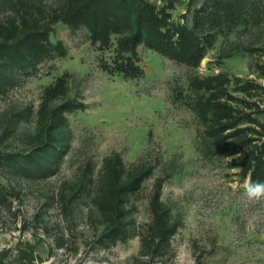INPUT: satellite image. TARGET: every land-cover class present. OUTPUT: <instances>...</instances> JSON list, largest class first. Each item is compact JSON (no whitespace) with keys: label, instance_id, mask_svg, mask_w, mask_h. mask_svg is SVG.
Returning <instances> with one entry per match:
<instances>
[{"label":"rangeland","instance_id":"obj_1","mask_svg":"<svg viewBox=\"0 0 264 264\" xmlns=\"http://www.w3.org/2000/svg\"><path fill=\"white\" fill-rule=\"evenodd\" d=\"M32 1V20L66 53L54 49L30 71L0 57L9 76L0 83L2 264H18L20 246L35 264H264V196L245 190L248 166L264 153V0L258 23L215 32L199 67L141 44L138 77L104 69L113 63L116 36L102 50L86 26L55 18L61 0ZM206 1L153 0L190 26ZM19 17L0 6V42L14 41ZM218 74L229 78L226 93L194 87L196 77ZM60 77L66 92L46 104ZM220 95L237 124L218 147L195 105ZM67 101L85 106L63 118ZM52 145L53 157L45 154ZM46 156L53 166L36 169ZM117 156L124 177L147 173L123 195L119 214L104 179L106 159ZM158 195L163 224L154 217Z\"/></svg>","mask_w":264,"mask_h":264},{"label":"trees","instance_id":"obj_2","mask_svg":"<svg viewBox=\"0 0 264 264\" xmlns=\"http://www.w3.org/2000/svg\"><path fill=\"white\" fill-rule=\"evenodd\" d=\"M62 6L56 19H62L73 27L86 26L90 31L91 41L100 49H108L114 45L116 36L117 47L111 65L104 64V69L110 73H124L126 76L138 77L144 70L138 64V47L145 44L160 54L191 67H199L206 56L209 45L216 37L218 29H228L242 23L255 24L259 22L261 7L259 0H207L194 13L193 25L175 22L168 7H160L153 0H61ZM11 6V10L20 15L21 30L14 41L0 42V57L6 58L12 64L24 71L35 69L38 64L54 49L66 53L63 43L53 44L46 30L42 29L39 21H33L37 5L32 0H0L1 5ZM9 76L0 70V83ZM229 78L223 74L196 77L194 87L207 92H227ZM67 79L60 77L47 90L46 104L66 92ZM219 97H201L196 102V110L206 126L205 133L220 147L224 143V131L235 127L237 121L233 108L228 102ZM84 103L67 101L60 105L59 116L64 118V112L84 108ZM52 121L57 117L55 113ZM62 123L59 122V125ZM52 139V135H48ZM235 142L231 152L240 144ZM45 154L51 157L57 155L58 149L45 146ZM48 156L35 164L38 170H48L53 165ZM107 158L104 179L107 180L115 204V212H121L123 195L137 188L147 173L136 170L135 177H124V161L121 157ZM254 162V163H253ZM248 166L251 170L250 183H264V153L254 156V161ZM117 163V164H116ZM121 169V170H120ZM1 195V191H0ZM157 196L154 205L155 221L164 223V218ZM167 228H163L162 233ZM18 264H35L27 262L29 256L22 255L21 246L17 249ZM27 262V263H26ZM2 264V259L0 260Z\"/></svg>","mask_w":264,"mask_h":264},{"label":"clouds","instance_id":"obj_3","mask_svg":"<svg viewBox=\"0 0 264 264\" xmlns=\"http://www.w3.org/2000/svg\"><path fill=\"white\" fill-rule=\"evenodd\" d=\"M245 190H246V194L250 198H260L264 196V183L262 182L246 183Z\"/></svg>","mask_w":264,"mask_h":264}]
</instances>
